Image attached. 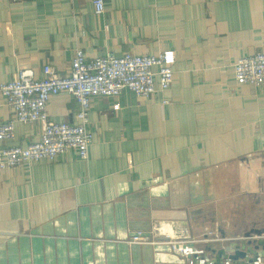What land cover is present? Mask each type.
<instances>
[{"label":"crops","instance_id":"obj_1","mask_svg":"<svg viewBox=\"0 0 264 264\" xmlns=\"http://www.w3.org/2000/svg\"><path fill=\"white\" fill-rule=\"evenodd\" d=\"M92 1L0 0V83L47 64L66 76L76 49L170 50L173 82L156 78L148 99L93 97L87 160L70 149L0 170V264H187L168 244H128L139 230L190 236L194 264L223 250L221 264L234 250L235 264H264V85L239 84L233 68L264 49V0H103L102 13ZM77 109L67 92L46 106L56 122L76 123ZM14 116L0 94V123ZM40 135L15 122L0 148Z\"/></svg>","mask_w":264,"mask_h":264},{"label":"built area","instance_id":"obj_2","mask_svg":"<svg viewBox=\"0 0 264 264\" xmlns=\"http://www.w3.org/2000/svg\"><path fill=\"white\" fill-rule=\"evenodd\" d=\"M92 2L95 12L102 13L103 0ZM174 62L175 55L170 50L158 54L126 53L119 57L106 54L89 58L81 49H76L66 76H58L56 70L48 64L43 66L40 78L35 77L32 68H21L15 79L0 83V94L15 112L14 118L0 123V140L13 138L15 122H38L41 135L39 140L24 147L15 145L0 148V170L16 168L23 163L41 159L54 160L70 149L75 150L81 160H87L92 142L88 118L91 99L97 96H117L123 90L133 92L138 98L148 99L155 92L156 78L161 90L171 86ZM233 68L234 77L239 84L263 86L264 49L238 58ZM60 92H67L77 102L76 123L56 122L49 117L47 103L51 96ZM194 241L190 236L169 242L157 241L140 230L126 239L128 244H168L173 253H182L187 264L195 262L188 257L191 250L183 246ZM234 251L227 254L234 255ZM256 260L258 264V258ZM229 262L233 264L234 261L229 260L226 264Z\"/></svg>","mask_w":264,"mask_h":264},{"label":"water","instance_id":"obj_3","mask_svg":"<svg viewBox=\"0 0 264 264\" xmlns=\"http://www.w3.org/2000/svg\"><path fill=\"white\" fill-rule=\"evenodd\" d=\"M246 236H249V234H247ZM232 249H233V248H232ZM229 250H230V249H229ZM233 250H234V249H233ZM208 251H209L211 254H214V253L216 252L214 248H209ZM234 252H235V251H234ZM234 254H235V253H234ZM219 255H222V251H219V252L217 253V256L214 257V260H213V261H211V262H207V261H206L205 264H221V259H222V258H225V251L223 250V257H222V258L219 257ZM201 258H204V256L202 255ZM227 258H228L229 260H231V261H234L233 264H235L236 260H237L239 257L236 256V255H231V254H229V256H228ZM256 259H257V258H255V257L252 258V259H248V262L252 263V262H254Z\"/></svg>","mask_w":264,"mask_h":264}]
</instances>
